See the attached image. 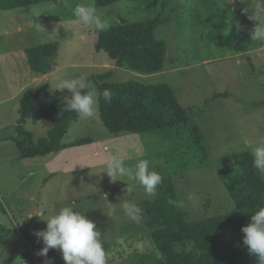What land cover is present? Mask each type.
<instances>
[{"label": "rangeland", "instance_id": "374dc122", "mask_svg": "<svg viewBox=\"0 0 264 264\" xmlns=\"http://www.w3.org/2000/svg\"><path fill=\"white\" fill-rule=\"evenodd\" d=\"M68 3L91 4L110 25L160 15L155 37L167 43L165 70L142 75L114 67L105 52L95 49L98 31L76 20L64 0L0 11V264H66L59 249L40 255L44 244L34 235L46 229L42 218L63 206L96 223L107 264L161 257L145 225L133 222L121 208L125 200L138 205L154 197L127 177L110 181L104 164L112 155L130 167L148 159L162 177L172 178L188 221L236 211L218 171L264 140V41L251 39L255 24H264V14L256 12L264 0H136L102 8L95 0ZM50 42L58 44L56 70L38 76L28 67L24 50ZM110 70L111 82H167L187 110L189 127L112 134L102 123L97 97L95 117L78 118L62 140L90 137V143L46 157L19 158L12 137L21 98L45 83L54 94L63 79H88ZM195 124L203 134L200 145L188 131ZM53 125L30 111L24 127L37 142ZM109 202L116 208L111 217L106 216ZM191 248L176 245L178 251Z\"/></svg>", "mask_w": 264, "mask_h": 264}, {"label": "trees", "instance_id": "16d2710c", "mask_svg": "<svg viewBox=\"0 0 264 264\" xmlns=\"http://www.w3.org/2000/svg\"><path fill=\"white\" fill-rule=\"evenodd\" d=\"M60 0H0V11L28 7L42 2L58 3ZM120 1L95 0L102 8ZM160 15L152 20L127 21L111 25L98 31L95 43L97 52H105L116 68L127 69L142 75H154L165 70L167 43L155 37ZM238 50L242 47L237 46ZM58 44L46 43L25 48V59L30 70L44 76L56 70ZM112 70L92 75L88 80L98 92L100 118L104 127L112 134L132 132L146 134L165 128L189 127L187 110L167 82L143 84L134 80L111 82ZM45 83L20 99L16 135L11 136L20 159H36L60 151L90 143V137L76 139L70 143L62 140L68 129L79 117L67 111L63 100L70 95L58 89L51 94ZM112 93L110 103L105 102L102 92ZM229 96V94H224ZM36 119H47L54 123L46 138L37 142L24 124L28 112ZM188 131L198 144L203 138L199 125ZM10 136H4L8 139ZM200 145V144H199ZM236 211L221 216L188 221L180 204L171 177H162L152 200L138 204L142 209V223L150 233L151 240L161 257H141L131 264H257L243 244L242 226L246 225L258 208L264 206V175L253 167L250 150L237 153L234 164L218 171ZM175 203H169V201ZM191 245V250L178 251L176 245Z\"/></svg>", "mask_w": 264, "mask_h": 264}, {"label": "clouds", "instance_id": "9594fccd", "mask_svg": "<svg viewBox=\"0 0 264 264\" xmlns=\"http://www.w3.org/2000/svg\"><path fill=\"white\" fill-rule=\"evenodd\" d=\"M64 2L65 6L71 7L68 0ZM71 10L76 20L86 27L105 31L111 26L91 4L77 3L71 7ZM244 11L248 13L246 8ZM256 12L257 15L264 14V6L257 4ZM249 18L257 22L256 16L249 15ZM251 39L264 41V24H255ZM54 89H58L61 93L65 91L70 93L63 97L67 111L75 112L82 120L95 117L98 93L87 77L81 75L63 79ZM100 95L105 102H111V91L104 90ZM249 148L253 167L259 174L264 175V140ZM107 150L106 148L105 151ZM103 170L112 182L117 179L122 180V177L138 182L149 197L156 195L157 186L162 183L161 174L150 167L148 159H141L134 167H130L123 158L112 155L106 160ZM131 191L132 189L127 186V192ZM169 203L175 202L170 200ZM121 208L133 222L139 224L142 221V209L136 203L125 200ZM115 211V204L109 202L106 216H113ZM39 213L40 210L36 215L39 216ZM42 219L46 221V229L34 233L38 239L42 238L44 244L39 250L40 255L46 256L50 249H59L66 264H107V253L102 246L100 231L96 223L86 215L75 211L72 206H63L54 215ZM241 231L244 233L243 244L248 252L256 257L257 264H264V206L251 214L249 222L242 226Z\"/></svg>", "mask_w": 264, "mask_h": 264}, {"label": "crops", "instance_id": "0c3cea01", "mask_svg": "<svg viewBox=\"0 0 264 264\" xmlns=\"http://www.w3.org/2000/svg\"><path fill=\"white\" fill-rule=\"evenodd\" d=\"M19 29H20L19 31H23L24 30V27H20ZM44 76H46V75H44Z\"/></svg>", "mask_w": 264, "mask_h": 264}]
</instances>
